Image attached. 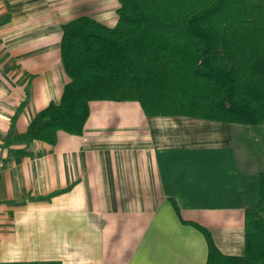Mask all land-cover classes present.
I'll return each mask as SVG.
<instances>
[{
  "label": "crops",
  "instance_id": "crops-1",
  "mask_svg": "<svg viewBox=\"0 0 264 264\" xmlns=\"http://www.w3.org/2000/svg\"><path fill=\"white\" fill-rule=\"evenodd\" d=\"M120 8L119 0H0V264H207L196 226L223 255L245 254L264 126L94 101L83 135L5 147L71 82L63 26L90 17L114 28Z\"/></svg>",
  "mask_w": 264,
  "mask_h": 264
},
{
  "label": "trees",
  "instance_id": "trees-1",
  "mask_svg": "<svg viewBox=\"0 0 264 264\" xmlns=\"http://www.w3.org/2000/svg\"><path fill=\"white\" fill-rule=\"evenodd\" d=\"M119 2L114 28L90 17L63 26L71 82L59 104L5 147L55 145L59 131L83 135L94 101L139 102L150 117L264 126V0ZM196 227L208 242L207 264H264V172L259 202L247 211L242 257L223 255Z\"/></svg>",
  "mask_w": 264,
  "mask_h": 264
},
{
  "label": "built area",
  "instance_id": "built-area-1",
  "mask_svg": "<svg viewBox=\"0 0 264 264\" xmlns=\"http://www.w3.org/2000/svg\"><path fill=\"white\" fill-rule=\"evenodd\" d=\"M6 166L5 159L0 156V174L5 170Z\"/></svg>",
  "mask_w": 264,
  "mask_h": 264
}]
</instances>
